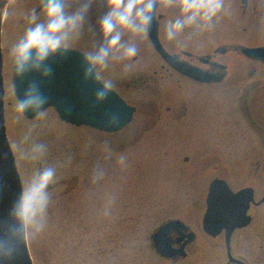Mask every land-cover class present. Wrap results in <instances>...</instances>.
I'll return each mask as SVG.
<instances>
[{
    "label": "rangeland",
    "instance_id": "1",
    "mask_svg": "<svg viewBox=\"0 0 264 264\" xmlns=\"http://www.w3.org/2000/svg\"><path fill=\"white\" fill-rule=\"evenodd\" d=\"M129 3L143 4L141 0H117L116 12L126 16L124 23L119 21L121 27L134 30L121 34L113 53L122 60L128 49H135L149 65L154 59L138 28L142 15L135 6L127 9ZM60 39L65 47L75 44L70 38ZM22 42L11 48L5 40L2 44L4 117L24 184L33 263L172 264L152 252L150 235L160 222L188 209L195 198L198 201L192 190L203 187L199 177L213 157L221 158L230 173H239L237 165L249 145L245 134L203 131L189 142L182 139L179 127L172 131L165 119V105L170 94L179 97L180 76L162 69L164 62L156 54L150 68L129 61L118 67L113 62L107 67L98 59L95 62L100 79L139 107L131 123L119 132L76 127L61 120L54 108L28 119L12 85L16 50ZM98 57L106 59L96 52ZM48 171L53 175L45 181L42 174ZM257 215L256 220L264 215V204Z\"/></svg>",
    "mask_w": 264,
    "mask_h": 264
},
{
    "label": "flooded vegetation",
    "instance_id": "2",
    "mask_svg": "<svg viewBox=\"0 0 264 264\" xmlns=\"http://www.w3.org/2000/svg\"><path fill=\"white\" fill-rule=\"evenodd\" d=\"M141 1L142 5L133 4L142 15L138 28L148 42L151 59L155 60L157 52L148 38L147 23V14L155 0ZM57 2L63 4L66 19L82 18L75 21L74 27L69 24L52 34L75 42L72 47H61L82 52L94 66L96 52L106 53V59L101 62L104 67L112 62L118 67L127 61L147 68L154 64V60L146 64L138 54L126 53L122 60L115 58L114 47L119 43L110 46L111 38L117 34L121 38V34L134 30L131 26L121 27L116 15L109 16L116 12L117 0ZM43 3L44 0L9 1L3 30L9 48L23 41L28 29L36 24L47 27L54 19L48 16ZM105 18H110L114 25L110 34L102 26ZM153 20L166 51L207 79L195 80L165 61L160 65L171 76H180L179 97L170 94L169 104L165 105V119L171 130L179 127L182 139L189 142L192 136L203 131L239 132L245 134L244 141L249 145L243 162L237 165L239 173H230V167H225L221 158H212L211 166L199 177L203 187L192 190L198 201L195 198L188 209L168 218L181 222L165 237L172 256L164 259L151 248L152 252L172 264H264V215L256 220L258 207L264 204H259L264 195V0H163L154 7ZM249 48L261 49L260 56L246 55ZM185 161L189 158L185 157ZM216 179L225 181L234 193L242 190L246 193L232 199L229 220L215 213L211 232L205 229L204 217L209 186ZM247 188L254 195L248 212ZM247 215L250 216L248 223Z\"/></svg>",
    "mask_w": 264,
    "mask_h": 264
},
{
    "label": "water",
    "instance_id": "3",
    "mask_svg": "<svg viewBox=\"0 0 264 264\" xmlns=\"http://www.w3.org/2000/svg\"><path fill=\"white\" fill-rule=\"evenodd\" d=\"M7 1L0 0V264H33L26 238L23 186L6 135L4 119L1 18ZM48 3L47 0L45 5ZM150 37L168 62L176 69L185 71L164 50L159 41L157 25L153 26L152 23ZM255 53L254 50L247 51V54ZM190 75L196 77L195 73ZM13 79L16 95L21 105L23 103V110L28 118L53 106L68 122L113 132L125 126L135 111V108L127 105L118 94L97 79L93 68L81 53L72 50L59 48L52 52L32 49L17 61ZM210 188L205 216V228L209 231L214 213L220 211L222 215L226 214L232 199L243 194H233L227 184L220 180L214 181ZM221 189L227 191L222 192ZM251 192L247 190V209L249 202L253 200ZM174 223L160 227L155 239H160L159 236ZM158 248L161 255H168Z\"/></svg>",
    "mask_w": 264,
    "mask_h": 264
},
{
    "label": "clouds",
    "instance_id": "4",
    "mask_svg": "<svg viewBox=\"0 0 264 264\" xmlns=\"http://www.w3.org/2000/svg\"><path fill=\"white\" fill-rule=\"evenodd\" d=\"M134 5L129 3L126 7L131 9ZM63 4L58 3L57 0H49L47 5V14L49 17H54V19L45 27L42 24H36L35 27H32L27 30L23 42L16 50V56L19 60L26 53H29L32 49L37 51H52L55 52L57 49L61 48V39L58 36L52 35L53 33L59 32L61 29L65 28L67 25L72 24L75 26V21L82 19L77 16L75 18H65L63 15ZM116 15L121 23H124L126 16L118 12L110 13L109 16ZM103 29L106 34H110L113 31L114 25L111 22L110 18H105L102 22ZM179 23L176 24V27L179 28ZM119 43V35H115L109 41L110 46H116ZM135 54V49H128L127 55L131 56ZM106 55V53H102ZM102 61L101 57L97 58ZM22 109L24 107L23 103L21 105ZM53 173L51 171L45 172L42 174L45 181L50 180ZM46 186V185H45Z\"/></svg>",
    "mask_w": 264,
    "mask_h": 264
}]
</instances>
